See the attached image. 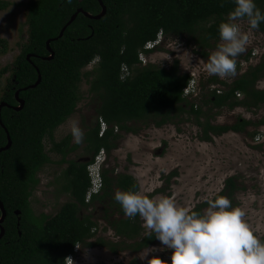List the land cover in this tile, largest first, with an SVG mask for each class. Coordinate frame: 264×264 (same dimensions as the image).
<instances>
[{"label": "trees", "instance_id": "obj_1", "mask_svg": "<svg viewBox=\"0 0 264 264\" xmlns=\"http://www.w3.org/2000/svg\"><path fill=\"white\" fill-rule=\"evenodd\" d=\"M101 1L105 7L102 15L92 18L79 12L59 37L60 30L79 8L91 15L99 14L102 11L99 1L30 0L26 13L27 39L12 66L0 68V76L10 72L0 95V103L7 105L0 109V148L7 144V133L11 139V145L0 150V201L6 211L0 223L4 229L0 264H66V256L77 244L117 251L121 246L103 237L90 240L95 236L97 223L91 213L82 211L94 203L101 205L108 228L116 236L133 241L125 247L136 252L156 240L146 238L139 216L127 218L113 199L116 190H138L133 175L103 167L100 191L86 200L91 185L88 165L100 150L109 153L116 148L121 132L138 133L141 130L135 126L138 122L149 121L158 127L172 121L177 111L187 110L201 126V137L206 141L227 131H244L253 124L245 118L232 124H214L208 118L201 122L202 107L183 95L191 76L180 70L178 60L164 68L151 63L142 65L139 59L145 43L155 40L160 33L187 34L199 53L207 56V50L220 41L217 24L234 7L232 0ZM255 2L264 11V0ZM8 5V1L0 0V10ZM256 30L264 33V23ZM47 46L51 48V58H47L51 54ZM6 49L7 41L0 37V54ZM94 60L91 70H83ZM38 75L39 83L31 86ZM262 78L264 56L229 83L212 75L209 81L224 88H213L206 102L217 109L257 107L264 103V88L256 87ZM83 80L96 101L95 124L84 132L82 141L86 150L93 149L86 162L65 158L67 151L76 149L70 134L53 140L55 129L74 112L80 100ZM16 91L24 101L18 110L12 107L18 105ZM100 120L107 125L101 135ZM46 137L53 141V151L61 154L59 162L67 163L58 185L70 198L54 215L36 217L31 211L30 196L39 182L37 173L51 162L44 147ZM240 188L237 176H229L220 194L232 201ZM205 206L203 201L194 210L202 211ZM115 214L118 217H113Z\"/></svg>", "mask_w": 264, "mask_h": 264}, {"label": "rangeland", "instance_id": "obj_2", "mask_svg": "<svg viewBox=\"0 0 264 264\" xmlns=\"http://www.w3.org/2000/svg\"><path fill=\"white\" fill-rule=\"evenodd\" d=\"M3 1H8L9 5L0 10V37L7 41L6 51L0 54V68L12 66L21 45L27 39L26 13L30 0ZM240 23L244 31L249 30L246 19ZM158 41V44L144 54V64L151 63L169 68L174 60H178L182 72L195 74V88L189 99L202 107L204 114L201 122L208 118L214 124H232L239 118H245L253 124L246 126L244 131H227L221 135H213L210 141H206L201 137V126L187 110L177 111L172 121L158 127L149 121L146 124L138 122L135 125L141 128L138 133L121 132L117 147L109 153L104 152L101 157L103 159L105 156L103 167L113 168L114 173L125 172L133 175L140 191L159 185L150 193L153 197L169 196L178 205L192 207L203 202L218 186L222 177L232 173L227 177L237 176L241 188L236 191L231 202L244 208L246 222L261 239L264 235V103L251 108L236 106L217 109L211 108L206 102L213 88H224L220 83L210 82L212 75H208L202 68L220 41L207 50V56L199 53V48L187 34H160ZM263 56L264 33L256 29L251 30L249 44L236 58V75L225 79L217 77L229 83L250 65L260 62ZM95 62L96 60L92 61L83 70H91ZM9 76V71L0 76V95ZM256 87L264 88V78L256 82ZM87 88L88 84L83 80L79 89L80 100L74 112L53 132L54 141L61 140L67 134L71 135L69 129L72 121H76L84 132L95 124L96 101L87 92ZM239 98H242V95H239ZM71 138V143L75 144L72 135ZM52 142L48 137L44 139L45 151L51 162L37 173L39 182L30 196L31 211L36 217L41 214L54 215L61 204L70 198L69 193L60 191L58 185L60 174L67 163L59 162L61 154L53 151ZM75 145L76 149L67 151V160L80 159L83 142ZM82 213H91L97 223L95 236L90 240L100 236L121 247L112 252L105 246H80L77 257H74L71 264H134L133 260H136L137 264H143L139 254H142L146 247L136 252L125 247V244L133 241L116 236L113 230L108 228L100 204L94 203ZM139 220L141 221L140 218ZM123 241L125 243L121 245ZM148 247H155L157 251L154 254L159 255L161 259L169 258L170 250L160 251L161 245L157 240Z\"/></svg>", "mask_w": 264, "mask_h": 264}, {"label": "clouds", "instance_id": "obj_3", "mask_svg": "<svg viewBox=\"0 0 264 264\" xmlns=\"http://www.w3.org/2000/svg\"><path fill=\"white\" fill-rule=\"evenodd\" d=\"M232 2L234 7L217 24L220 42L202 65L208 75L221 79L236 75V58L249 44L251 30L264 23V11L257 7L255 0ZM245 19L248 31H244L240 23ZM147 50L151 49L143 47L140 52L145 54ZM69 131L75 144L83 141L84 131L76 121L71 122ZM104 161L94 165L99 177ZM93 162L94 159L88 165V172ZM231 174L222 177L218 186L204 198L207 207L202 211L178 205L169 196H151L150 193L159 185L144 191L127 189L114 192L113 199L127 218L139 216L146 238L154 237L161 245L160 251L170 250L169 258L163 260L154 254L157 251L155 247H146L139 254L143 264H264V240L258 238L246 222L244 208L232 204L229 198L220 194L224 189L223 181ZM89 176L93 179V175Z\"/></svg>", "mask_w": 264, "mask_h": 264}, {"label": "built area", "instance_id": "obj_4", "mask_svg": "<svg viewBox=\"0 0 264 264\" xmlns=\"http://www.w3.org/2000/svg\"><path fill=\"white\" fill-rule=\"evenodd\" d=\"M159 37H157L156 41H148L145 43L144 45V49H151L155 46V43L158 41ZM139 58L143 61L144 58V54L142 52L139 53ZM144 62V61H143ZM195 74L192 73L191 79L188 83V85L184 88L183 90V95L186 97H191V95L194 92V88H195ZM107 128V125L100 120V135L103 133V131ZM104 154L103 150H100L97 155L94 158V162L93 164L90 166L89 168V174L93 175V179H91V185L89 187V190L86 193V200H89L92 194L98 193L101 189L102 186V182H101V177H99L96 173H95V166H97L101 161L104 160L105 156L103 159H101L102 155ZM79 249V245H76L73 249V253L68 254L65 258V263L66 264H71L75 254L78 252Z\"/></svg>", "mask_w": 264, "mask_h": 264}, {"label": "water", "instance_id": "obj_5", "mask_svg": "<svg viewBox=\"0 0 264 264\" xmlns=\"http://www.w3.org/2000/svg\"><path fill=\"white\" fill-rule=\"evenodd\" d=\"M98 1H99L100 5L102 6V11H101L99 14L91 15L90 13H88V12H86V11H83L81 8H79V9H78V10H77V11H76V12L70 17V19L67 21V23L65 24V26H63V28L60 30L58 36L61 37V36L63 35V31H64L65 27H66L67 25H69V24L75 19L76 15H77L79 12H83L86 16H88V17H92V18H98L100 15H102L103 12L105 11V7H104V5H103V3H102L101 0H98ZM47 44H48V42H47ZM47 48H48V50L51 51V48H50L49 46H47ZM51 56H52V51H51V54H50L47 58H51ZM27 59H29V56H28V55H27ZM40 79H41V77H40V75H38V78H37L36 82H35L33 85H31V86H35V85H37V84L39 83ZM15 97H16V100H17V102H18V105H16V106H12V107H13L14 109L18 110V109H20V108L22 107L24 101L19 97V92H18V91L15 92ZM4 105L7 106L5 103L1 102V103H0V109H1V107L4 106ZM0 122H1V120H0ZM10 145H11V139H10L9 134L7 133V144H6L5 146H3L2 148H0V150H3V149H5V148H8ZM15 213L18 214L19 211L17 210V211H15ZM5 215H6V211H5V209H4V206H3L2 202L0 201V223L3 221ZM3 233H4V229H3L2 226H0V238H1V236L3 235Z\"/></svg>", "mask_w": 264, "mask_h": 264}, {"label": "flooded vegetation", "instance_id": "obj_6", "mask_svg": "<svg viewBox=\"0 0 264 264\" xmlns=\"http://www.w3.org/2000/svg\"><path fill=\"white\" fill-rule=\"evenodd\" d=\"M84 146H86V143L84 142L83 143V145H82V153H81V155H80V159L79 160H77V161H82V162H86V161H88L90 158H91V155H92V153H93V149H88V150H86L85 148H84Z\"/></svg>", "mask_w": 264, "mask_h": 264}]
</instances>
